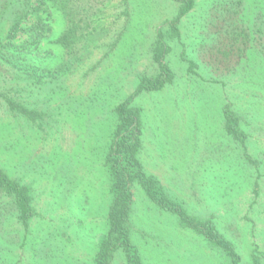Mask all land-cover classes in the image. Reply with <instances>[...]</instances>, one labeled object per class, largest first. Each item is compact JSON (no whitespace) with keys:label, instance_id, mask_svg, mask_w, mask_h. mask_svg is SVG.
Wrapping results in <instances>:
<instances>
[{"label":"rangeland","instance_id":"rangeland-1","mask_svg":"<svg viewBox=\"0 0 264 264\" xmlns=\"http://www.w3.org/2000/svg\"><path fill=\"white\" fill-rule=\"evenodd\" d=\"M32 1L28 24L43 18V2L48 4ZM61 1L63 7L53 9L50 30L38 44H27L29 55L17 62L19 68L0 61V168L29 187L34 208L23 227L0 190V264H94L98 240L107 228L109 174L104 161L116 123L114 107L127 99L139 108L144 169L163 186L155 197L180 203L195 218L215 213L222 227L227 223V234L234 233L236 244L243 246L240 263L264 264V222L259 219L264 213L256 212L264 202L255 199L252 210L253 194L246 190L253 157L227 134L222 111L234 95L229 91L245 88L258 95L264 60L253 51L247 60L229 62L212 50L223 36L212 22L234 0H194L178 22L172 21L180 9L177 0ZM244 1L235 23L248 19L253 26L264 0ZM2 15L8 18L9 10ZM61 35L64 45L54 43ZM24 39L28 41L26 33L17 42ZM155 52L172 77L160 89L139 90L143 79L159 71ZM218 61L221 67H237L238 74H219L223 68L216 71L210 65ZM243 77L248 87L241 85ZM9 97L25 99L42 115L35 122L22 117L17 122ZM257 137L259 162L264 160L258 148L264 146V135ZM258 168L264 173V164ZM130 224V239L143 264L223 263L216 246L150 200L138 183H133ZM109 264H126L122 252Z\"/></svg>","mask_w":264,"mask_h":264},{"label":"trees","instance_id":"trees-1","mask_svg":"<svg viewBox=\"0 0 264 264\" xmlns=\"http://www.w3.org/2000/svg\"><path fill=\"white\" fill-rule=\"evenodd\" d=\"M23 1H21V7L18 8L17 12L15 10L17 0H7L6 3L0 4V61L9 63L14 68H19L17 62L27 59L29 55L27 44H38L46 36L51 27L49 20L54 13L53 9L54 7L57 10L59 9L58 5L61 0H47L48 4L43 2L45 7L41 10L46 15L43 18L38 17L34 19L31 24H28L27 20L29 18L32 20L30 15L33 13V10L30 7L33 6V1L29 2V0H25L24 3ZM177 1L180 3V9L175 18H173V22H178L195 4L194 0ZM230 2L233 6L224 9L225 13L223 12V16L220 20L216 21L219 24L212 22L218 30L216 32L219 35H223L222 39L217 38L215 44L212 46V50L229 62L234 59L236 60L235 63L240 62L242 59L247 60L252 56L253 51L255 52V56L261 57L264 60V10H260L257 23L253 24V26L247 24L249 22L248 19H245L244 22L240 20V23H235L243 11L241 6L245 1L234 0ZM59 6L63 7L62 5ZM3 9L9 10L10 15L8 18L3 17ZM22 33L28 35V41L24 39L21 42H17ZM64 35L55 38L54 43L64 45ZM225 39L227 40V44L224 41ZM212 53L214 52L212 51ZM153 60L159 67V71L156 75L143 79L142 83L138 86L139 90L160 89L172 77L168 66L163 62L162 56L158 52L154 53ZM214 63L210 64L215 67L213 68L214 70L219 71L220 68H223V70L219 71V74L226 72L230 76L237 73V67L233 65L225 66V63L221 67L219 66L221 61H218L216 65ZM243 81L244 77L241 85L248 87L247 85H243ZM219 82L222 87L226 86L224 81ZM258 82V95L255 92L247 93L245 88L241 89L240 92L234 90L231 93L229 91L230 94L234 95L222 107L223 124L227 134L234 138V140L240 141L244 145V152L251 153V157H253L252 160H249V163L254 167V171L248 170V175L252 182L248 189H246L250 190L253 194L251 198L252 202L250 201L249 203L251 208L256 202L255 199L259 197L262 199V203L264 202V173L259 171L258 168L264 164V160L259 159V162H257V156L255 155V144L260 140L257 136H260V134L264 135V84L260 81ZM231 85L233 86V83ZM243 99H245L244 102H242ZM130 103V99H127L114 107L116 123L104 161L109 174L107 228L98 240L94 264H109L117 251L122 252V257L124 255L126 264H143L138 257L135 245L130 239L133 183L140 184L146 190L150 200L157 202L162 208L177 214L183 226L192 229L216 246L224 259L222 264H241L239 252L243 249V246L236 244V240L233 238L234 233L231 234L232 237L227 234V223L222 227L215 218L217 216L215 213H211L207 218H195L180 203L165 201L163 197H155L157 189H162L163 186L155 175L148 174L144 169L139 156L141 150L139 108ZM241 103L248 105L247 107L251 110H243ZM7 104L15 115H12L13 119L17 120V122L20 117L25 122H35L42 115L34 107L28 106V103L22 98L15 101L9 97L7 98ZM258 148L264 153V146ZM252 172L255 174H252ZM258 179L263 183V186H261ZM0 190L9 198L8 202L13 204L21 225L27 227L29 220L34 215V208L31 202L32 195L29 187L21 184L16 178L11 177L9 172L0 168ZM257 209L259 208L256 207L257 213H264V209ZM259 219L264 222L263 218ZM248 220L250 221L248 224L253 223V220L247 218L246 221ZM262 232H264L263 229H261Z\"/></svg>","mask_w":264,"mask_h":264}]
</instances>
